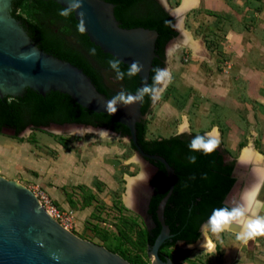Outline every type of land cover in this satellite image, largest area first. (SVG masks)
Instances as JSON below:
<instances>
[{
  "label": "water",
  "instance_id": "95a60500",
  "mask_svg": "<svg viewBox=\"0 0 264 264\" xmlns=\"http://www.w3.org/2000/svg\"><path fill=\"white\" fill-rule=\"evenodd\" d=\"M69 2L0 0V132L26 136L39 127L128 140L135 153L127 162L137 161L140 168L124 175V204L145 222L151 264H174L159 253L164 244L208 249L205 241L213 243L202 228L213 209L264 184V163L256 160L254 149L244 146L233 158L220 142L210 155L193 152L189 144L196 134L191 132L143 143V120L155 101L146 95L140 103L118 106L113 116L104 107L121 90L135 94L152 85L154 69L169 71L170 54L194 45L183 26L189 6L181 2L171 8L167 0H83L82 9L60 16ZM79 11L85 13L83 34L77 30ZM114 57L125 72L133 60L144 69L117 80L108 64ZM189 156H196V163ZM53 253L60 259H52ZM0 264L132 263L80 238L49 214L29 187L0 175Z\"/></svg>",
  "mask_w": 264,
  "mask_h": 264
},
{
  "label": "rangeland",
  "instance_id": "374dc122",
  "mask_svg": "<svg viewBox=\"0 0 264 264\" xmlns=\"http://www.w3.org/2000/svg\"><path fill=\"white\" fill-rule=\"evenodd\" d=\"M225 1L237 6L239 16L231 10L207 9L202 3L186 11L183 26L201 48L196 41L193 46L199 52L180 46L168 57L171 81L145 118L146 138L176 134L187 119L191 133L218 129L222 146L233 158L244 146L264 157V55L246 62L258 72L241 71L244 60L232 59L237 51L229 35L236 30L244 32V39L256 33L264 36V0ZM181 2L167 0L171 8ZM134 153L128 140L94 133L33 129L14 137L0 132V175L18 180L39 199L42 193L48 195L69 210L73 216L69 229L80 238L113 252L120 247L126 255L140 256L149 264L143 243L145 222L124 204V175H135L140 168L137 161L127 162ZM205 231L215 243L214 250L172 247L174 264H264V236L245 244L233 230L219 235Z\"/></svg>",
  "mask_w": 264,
  "mask_h": 264
},
{
  "label": "clouds",
  "instance_id": "9594fccd",
  "mask_svg": "<svg viewBox=\"0 0 264 264\" xmlns=\"http://www.w3.org/2000/svg\"><path fill=\"white\" fill-rule=\"evenodd\" d=\"M82 7L83 0H70L68 6L60 10L59 15L69 17L74 11L80 10ZM78 15L80 20L77 30L83 34L87 30L84 20L85 13L79 11ZM90 51L95 54V49ZM121 63V60L115 57L108 61L109 67L116 73L117 80H123L126 75L129 78L136 76L144 69V65L139 60H133L125 72L121 70ZM154 71L155 76L153 77L152 85L146 84L135 94L125 90L119 91L110 100L106 101L104 105L105 111L113 116L118 111V106L128 107L140 103L146 95L155 101L165 86V82L171 81V73L166 68H157ZM186 132L190 134V126L187 119L179 125L177 135H183ZM219 145V131L214 127L212 131L206 132L204 135L194 136L189 144V149L193 152H202L205 155H210ZM188 160L194 164L197 157L189 156ZM261 187H264V184L257 183L250 186L241 192L237 199H230L225 206L213 209L202 228V233L205 230H210L211 233L219 235L235 228L238 229L236 238L245 244L249 240L264 236V214H262L264 213V199H261ZM41 246H43L42 243ZM204 246H207L209 251L214 249V245L207 241H205ZM52 259L59 260L60 257L53 253Z\"/></svg>",
  "mask_w": 264,
  "mask_h": 264
},
{
  "label": "crops",
  "instance_id": "0c3cea01",
  "mask_svg": "<svg viewBox=\"0 0 264 264\" xmlns=\"http://www.w3.org/2000/svg\"><path fill=\"white\" fill-rule=\"evenodd\" d=\"M198 3H202L205 8L210 9V10H231L233 13H235L236 17L237 15L239 16V13L236 12L237 10L235 9L237 6H233L226 2L225 0H199ZM197 6V5H196ZM194 7V6H192ZM234 7V8H233ZM239 7V6H238ZM242 17V15H241ZM240 23V22H239ZM258 30V29H257ZM244 32H239L236 30H232V32L229 34L230 39H233V48L237 51L236 55L232 57L233 60L239 59L242 57L244 62H241L240 64V70L244 71L246 70H251L258 72L257 68H251V66H248L246 62L249 63L250 60H254L257 55L261 56L264 55V36L261 34H257V36L254 34L250 39H244L243 36ZM232 40V41H233ZM197 41V40H196ZM198 43V41H197ZM198 48L200 50L201 46L198 43ZM194 52H199L196 51V48L192 47L191 48ZM262 52V53H261ZM253 58V59H252ZM264 58V57H263Z\"/></svg>",
  "mask_w": 264,
  "mask_h": 264
},
{
  "label": "trees",
  "instance_id": "16d2710c",
  "mask_svg": "<svg viewBox=\"0 0 264 264\" xmlns=\"http://www.w3.org/2000/svg\"><path fill=\"white\" fill-rule=\"evenodd\" d=\"M151 106L148 109L146 114H148L150 112ZM146 122L147 121L144 119L143 120V124H142V130H141V140H142L143 143H152V142L160 141V140L166 139V138L174 135V134H172V135H169V136H166V137H158V138L148 139V138H146V131H147ZM33 129L41 130L39 127H34ZM201 133H203V132H199V133L193 132V134H196V135L201 134ZM13 136L14 137H18L17 135H13ZM130 145H131V143H130ZM131 147H132V145H131ZM224 150L227 152V154H229V152H228V150L226 148H224ZM143 243L145 245H148V243H147V229L146 228L143 229ZM163 246L164 247H175L176 245L164 244ZM113 250L116 251V252H119V254H121L123 257H125L127 260H129L132 264H147L146 261L141 260L140 256L138 257L139 259H135V258H132V257L126 255L124 250L121 249L120 247L113 248ZM168 255H169V257L172 260L174 259L172 254L168 253Z\"/></svg>",
  "mask_w": 264,
  "mask_h": 264
},
{
  "label": "built area",
  "instance_id": "2783aa9c",
  "mask_svg": "<svg viewBox=\"0 0 264 264\" xmlns=\"http://www.w3.org/2000/svg\"><path fill=\"white\" fill-rule=\"evenodd\" d=\"M41 204L47 210L49 214H51L55 219H57L64 227L70 228L73 221L72 213L65 209L60 208L56 205L52 199L49 198L48 195L42 193V198L39 199Z\"/></svg>",
  "mask_w": 264,
  "mask_h": 264
},
{
  "label": "bare ground",
  "instance_id": "6f19581e",
  "mask_svg": "<svg viewBox=\"0 0 264 264\" xmlns=\"http://www.w3.org/2000/svg\"><path fill=\"white\" fill-rule=\"evenodd\" d=\"M183 2H184V0H183ZM198 2H199V0H185V4L186 5H188L189 6V8L190 7H192V6H196L197 4H198ZM195 42H196V40H194V45H195ZM191 48L192 47H194L193 45L192 46H190ZM249 148H252V147H249ZM252 149H254V148H252ZM254 151H255V158H256V160L257 161H259V162H263L264 161V157H263V155L259 152V151H256L255 149H254ZM262 214H264V213H262ZM207 233V232H206ZM208 235V234H207ZM208 237L210 238V240L212 241V243H213V245H214V247H215V243L213 242V240L211 239V237L208 235ZM199 248H202V247H199ZM203 249H205L206 251H209V249H206V248H203Z\"/></svg>",
  "mask_w": 264,
  "mask_h": 264
},
{
  "label": "flooded vegetation",
  "instance_id": "af4514ba",
  "mask_svg": "<svg viewBox=\"0 0 264 264\" xmlns=\"http://www.w3.org/2000/svg\"><path fill=\"white\" fill-rule=\"evenodd\" d=\"M145 228L147 229L146 225H145ZM147 248H148V245H147ZM170 248H172V247H164V246L162 245V246L159 248V253L162 254V255H164V256H166V257H168V258H170L169 255H168V253L171 254V252H170ZM170 259H171V258H170ZM149 264H151V259H150V263H149Z\"/></svg>",
  "mask_w": 264,
  "mask_h": 264
}]
</instances>
